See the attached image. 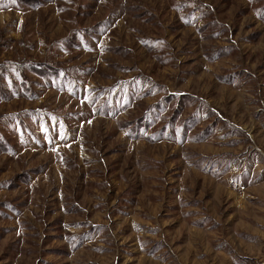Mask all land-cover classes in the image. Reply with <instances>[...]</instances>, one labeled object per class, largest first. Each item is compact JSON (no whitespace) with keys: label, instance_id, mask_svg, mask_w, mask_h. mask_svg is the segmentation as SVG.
<instances>
[{"label":"rangeland","instance_id":"1","mask_svg":"<svg viewBox=\"0 0 264 264\" xmlns=\"http://www.w3.org/2000/svg\"><path fill=\"white\" fill-rule=\"evenodd\" d=\"M0 264H264V0H0Z\"/></svg>","mask_w":264,"mask_h":264}]
</instances>
